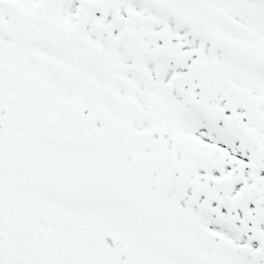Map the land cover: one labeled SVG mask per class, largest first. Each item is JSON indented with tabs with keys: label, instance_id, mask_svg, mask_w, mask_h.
I'll return each mask as SVG.
<instances>
[{
	"label": "snow or ice",
	"instance_id": "6c2138e0",
	"mask_svg": "<svg viewBox=\"0 0 264 264\" xmlns=\"http://www.w3.org/2000/svg\"><path fill=\"white\" fill-rule=\"evenodd\" d=\"M0 264H264V0H0Z\"/></svg>",
	"mask_w": 264,
	"mask_h": 264
}]
</instances>
